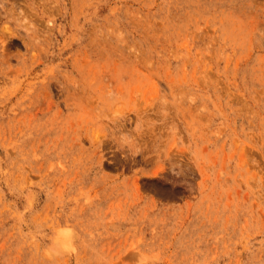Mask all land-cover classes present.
<instances>
[{"label":"rangeland","instance_id":"1","mask_svg":"<svg viewBox=\"0 0 264 264\" xmlns=\"http://www.w3.org/2000/svg\"><path fill=\"white\" fill-rule=\"evenodd\" d=\"M0 264H264V0H0Z\"/></svg>","mask_w":264,"mask_h":264}]
</instances>
